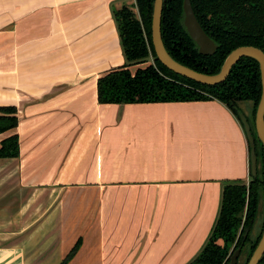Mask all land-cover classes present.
<instances>
[{
  "label": "crops",
  "instance_id": "obj_1",
  "mask_svg": "<svg viewBox=\"0 0 264 264\" xmlns=\"http://www.w3.org/2000/svg\"><path fill=\"white\" fill-rule=\"evenodd\" d=\"M135 4L0 3V108L19 119L0 148L20 144L0 159V264H190L224 184L250 183L223 103H99V78L126 64L113 12Z\"/></svg>",
  "mask_w": 264,
  "mask_h": 264
},
{
  "label": "trees",
  "instance_id": "obj_2",
  "mask_svg": "<svg viewBox=\"0 0 264 264\" xmlns=\"http://www.w3.org/2000/svg\"><path fill=\"white\" fill-rule=\"evenodd\" d=\"M191 3L199 23L218 49L213 56L200 55L184 26V0H164L162 39L166 50L178 63L202 74L216 75L237 48L255 47L264 52V0H191ZM154 4L155 0H136L133 8L138 14L127 5L114 10L126 64L99 78L98 101L101 105L219 101L233 112L242 126L240 113L244 112L240 105L253 104V124L249 117L247 119L257 147L258 175L252 177L251 174L249 184L243 181L224 184L212 232L190 263L229 264L234 252L239 248L243 252L250 241L261 197L264 198V147L255 128L262 95L260 66L252 58H242L232 68L227 80L214 86L203 85L172 72L157 59L152 42ZM151 58L154 59L152 64L135 72L131 70L133 66L147 64ZM18 125L17 108L1 107L0 135ZM19 153L18 135L2 142L0 159L16 158ZM262 234L253 246L250 258ZM80 245L81 242L76 244L68 259L78 252ZM260 264H264V257Z\"/></svg>",
  "mask_w": 264,
  "mask_h": 264
},
{
  "label": "water",
  "instance_id": "obj_3",
  "mask_svg": "<svg viewBox=\"0 0 264 264\" xmlns=\"http://www.w3.org/2000/svg\"><path fill=\"white\" fill-rule=\"evenodd\" d=\"M164 0H155L153 22H152V42L154 45L157 59L172 72L193 80L197 83L214 86L221 84L227 80L232 68L242 58H252L259 63L262 80V95L256 112L255 128L257 137L264 147V52L255 47H240L231 52L227 57L221 71L216 75H206L199 73L193 69H190L176 60H174L165 48L162 39V14H163ZM184 26L191 39L198 47L200 55L213 56L218 47L215 42L207 35L199 23L191 0H184ZM240 119L244 127V131L250 147V163L252 177L258 175V157L255 138L253 136V130L249 123L247 116L240 113ZM242 253V248H239L234 252L229 264H238L239 258ZM264 257V230L262 237L256 247L252 257L248 264H260Z\"/></svg>",
  "mask_w": 264,
  "mask_h": 264
},
{
  "label": "rangeland",
  "instance_id": "obj_4",
  "mask_svg": "<svg viewBox=\"0 0 264 264\" xmlns=\"http://www.w3.org/2000/svg\"><path fill=\"white\" fill-rule=\"evenodd\" d=\"M17 3L20 2V0H10V2ZM5 3L7 2L9 4V0H0V3ZM129 6V5H127ZM130 8H132V10L134 11L135 9L133 8V6H129ZM136 14H138V11L136 9V11H134ZM16 15H20V14H15ZM154 62V59L151 58L149 60V62ZM244 114L249 117L250 123L253 124V115H252V109H253V104L252 103H243L240 105ZM264 229V198L261 197V201H260V209L259 212L257 214L256 220L254 222V225L251 229V234H250V241L246 244L243 252L241 253V256L239 258V263L238 264H246L250 258V255L252 254V250H253V246L256 243V241L258 240V238L261 236L262 234V230Z\"/></svg>",
  "mask_w": 264,
  "mask_h": 264
}]
</instances>
